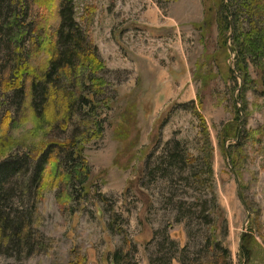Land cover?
<instances>
[{"label": "rangeland", "instance_id": "rangeland-1", "mask_svg": "<svg viewBox=\"0 0 264 264\" xmlns=\"http://www.w3.org/2000/svg\"><path fill=\"white\" fill-rule=\"evenodd\" d=\"M228 1L74 0L75 19L107 67L99 75L108 87L97 110L104 131L93 127L84 144L94 186L88 195L78 188L72 198L59 178L37 206L35 220L45 246L24 259L0 255V264H114L118 251L134 264H151L150 254L157 249L149 242L157 230H168L181 248L190 245L198 253L203 240L195 228L194 237L188 234L187 219L177 222L168 198L173 193L175 201L192 200L200 190L184 188L181 177L175 180L176 191L170 182L149 183L146 177L148 158L162 153L170 140L184 141L197 153L201 120L196 110L214 148L212 180L228 224L221 239L232 252V264H243V235L253 234L264 251V72L250 59L247 81L232 72L237 51L229 41L232 32H223L219 20L220 12L227 15ZM38 4L28 21L40 20V31L34 27L23 35L21 50L33 70L41 72L49 59L46 42L58 22L57 0ZM39 40L40 47L34 48ZM4 102L1 95L0 115L9 105L15 114L9 122L0 117V130H9L12 145H23L17 151L37 155L42 143L67 134L56 132L47 117L41 124L28 106L18 112L15 104ZM235 104L244 108L247 131L236 173L226 153L234 141L222 135L236 116ZM87 120L77 122L89 126ZM247 264H264V254Z\"/></svg>", "mask_w": 264, "mask_h": 264}, {"label": "trees", "instance_id": "trees-1", "mask_svg": "<svg viewBox=\"0 0 264 264\" xmlns=\"http://www.w3.org/2000/svg\"><path fill=\"white\" fill-rule=\"evenodd\" d=\"M38 1L0 0V97L5 98V105L15 104L18 112L28 106L40 116L41 124L47 117L56 132L62 130L67 134L42 143L35 155L33 150L17 151L23 145H12L7 135L9 130H0V255L16 259L29 257L45 246V235L36 225L37 206L59 178L68 185L69 197L73 198L78 188L81 194L91 192L89 189L94 185L89 183L91 169L84 156V144L93 127L102 132L105 124L97 110L104 105L103 96L108 87V81L99 75L107 67L98 46L75 19L74 0H57L58 22L54 24L50 41L46 42L47 67L36 72L24 57L23 35L34 27L40 31V20L28 21L31 11L39 7ZM226 7L227 15L219 11V20L223 32H232L229 41H233L237 51V67L232 72L242 73L247 81L249 59L264 72V0H229ZM39 47L40 40L34 43V48ZM232 72L230 77L237 80ZM240 97L245 100L244 94ZM235 102H240L239 96ZM9 108H3L0 115L8 122L9 118L14 119ZM195 108L193 105L194 111ZM235 110L234 120L222 132L224 141H234L228 146L233 167L238 165V151L247 138L244 108L235 104ZM196 114L201 120L197 153L184 141L170 140L164 144L162 153L148 158L146 177L149 183L170 182L169 187H175V191V180L179 177L184 188L197 186L200 194L192 200L175 201L173 193L168 199L174 206L177 222L187 219L188 234L194 237L195 228L203 242L195 254L190 245L181 248L168 230H157L149 242L157 249L150 254L151 264H232V252L221 239L228 232V224L212 180L214 148L205 119L197 110ZM81 118L90 119L91 124L78 123ZM125 118L130 117L125 114ZM261 254L264 251L258 239L253 234L243 235L244 264L247 260L254 263ZM83 263L84 260L80 264ZM113 263L134 264L120 251L114 253Z\"/></svg>", "mask_w": 264, "mask_h": 264}, {"label": "water", "instance_id": "water-1", "mask_svg": "<svg viewBox=\"0 0 264 264\" xmlns=\"http://www.w3.org/2000/svg\"><path fill=\"white\" fill-rule=\"evenodd\" d=\"M236 141V140H235ZM226 153H227V156L229 157V162H231V158H230V152H229V150L227 149L226 150ZM232 168V171L234 172V173H236L235 171V169H234V167L232 166L231 167ZM240 196L242 197V199L244 200V198H243V194H242V190L240 189ZM242 263L244 264V260H242Z\"/></svg>", "mask_w": 264, "mask_h": 264}]
</instances>
